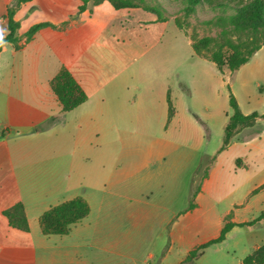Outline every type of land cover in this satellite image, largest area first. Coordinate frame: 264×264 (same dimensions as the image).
I'll return each mask as SVG.
<instances>
[{
  "label": "crops",
  "instance_id": "0c3cea01",
  "mask_svg": "<svg viewBox=\"0 0 264 264\" xmlns=\"http://www.w3.org/2000/svg\"><path fill=\"white\" fill-rule=\"evenodd\" d=\"M17 1L0 0V37ZM81 5L22 3L20 47L5 43L0 53V264H184L228 223L235 226L223 242L185 264H243L264 246V219L242 226L264 211V179L255 184L264 149L243 138L250 128L220 148L231 94L245 115L264 120V106L242 93L254 69L221 73L187 36L193 52L167 53L169 30H181L172 18L108 1L80 13ZM41 23L50 26L27 42ZM63 68L88 96L71 112L51 86ZM77 197L89 216L66 235H44L40 217ZM18 203L29 232L4 214Z\"/></svg>",
  "mask_w": 264,
  "mask_h": 264
},
{
  "label": "trees",
  "instance_id": "16d2710c",
  "mask_svg": "<svg viewBox=\"0 0 264 264\" xmlns=\"http://www.w3.org/2000/svg\"><path fill=\"white\" fill-rule=\"evenodd\" d=\"M33 0H18L7 11L8 35L0 37V53L5 43H12L19 48L20 38L17 33L20 24L15 20V14L22 3ZM80 13L90 6H97L105 1L110 2L117 10L125 8H144L158 16L159 20H168L167 10L162 4L150 0H81ZM181 4V11L186 18L197 14L199 8L208 7L215 16L207 22L220 29L219 42L217 38L204 37L200 41H192L194 52L203 58L209 59L217 65L221 73L235 72L248 64L252 57L264 47V0H174ZM176 25L184 32V24L176 17ZM49 23H41L33 26L26 34V41L30 42L43 28L49 27ZM217 46L216 48H212ZM52 90L62 106L63 112H71L87 100L88 96L73 77L71 72L63 68L51 83ZM169 121L175 115L173 103L168 97ZM232 116L225 128V136L221 151L227 149L234 137L246 128H252L257 124L260 115L253 113L245 115L233 94L230 97ZM264 118V116H263ZM193 206V205H192ZM11 227L29 232L30 224L27 218L25 206L22 203L14 205L5 211ZM90 214V205L82 197L61 203L47 210L40 217V226L46 236L66 235L72 228L85 220ZM264 219V211L260 216L248 224L254 225ZM234 224H226L219 239L210 242L191 252L185 263L198 258L211 245L223 242ZM243 264H264V246L247 256Z\"/></svg>",
  "mask_w": 264,
  "mask_h": 264
},
{
  "label": "rangeland",
  "instance_id": "374dc122",
  "mask_svg": "<svg viewBox=\"0 0 264 264\" xmlns=\"http://www.w3.org/2000/svg\"><path fill=\"white\" fill-rule=\"evenodd\" d=\"M146 1L147 3H150V0ZM154 2H158L166 8L167 16L172 17L174 20L177 17L184 24V32L175 29V27L169 30L165 41H163L164 45H166L167 53L174 56H184L193 52L192 48L188 45L187 37H189L192 41H200L204 37L217 38V41L219 42L218 44L221 43L218 39L220 36V29L207 25V22L215 16V14L208 7L205 9L199 8L197 14L191 16L190 18H186L184 13L181 11L182 6L180 3L175 2L174 0H154ZM169 39H172L173 41H169ZM216 47L217 46L213 45L212 48ZM169 63L170 62H167V69L169 68ZM248 68H253L254 70L250 71L251 81L246 87L242 88V93L250 97V100L248 98L247 101L252 103V105L258 104L261 109V106H264V47L252 57L248 65H246L243 70ZM149 69L155 72L162 71L163 64L150 61ZM236 89L240 91V87L236 86ZM245 137H256L257 139L255 138L253 141L252 147L264 149V120L258 119L257 124L244 133L243 138ZM261 137L262 139L260 141ZM220 141V137L215 138L212 141V148H218ZM262 176V178L255 181V184H258L264 179V174Z\"/></svg>",
  "mask_w": 264,
  "mask_h": 264
}]
</instances>
